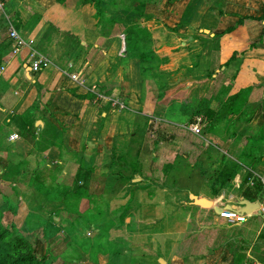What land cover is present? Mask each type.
Here are the masks:
<instances>
[{"label":"crops","instance_id":"1","mask_svg":"<svg viewBox=\"0 0 264 264\" xmlns=\"http://www.w3.org/2000/svg\"><path fill=\"white\" fill-rule=\"evenodd\" d=\"M5 1L27 45L17 51L0 22V158L22 159L16 173L42 186L73 189L87 172V191L63 201L100 209L79 210L87 227L62 258L238 264V251L244 264H264L254 255L264 247V0ZM41 57L50 64L35 71ZM241 92V112L221 118ZM122 160L138 166L124 185ZM245 200L262 210L244 223L217 211ZM84 212L107 225L92 230ZM180 218L186 228L171 230ZM188 237L196 250L182 253Z\"/></svg>","mask_w":264,"mask_h":264},{"label":"rangeland","instance_id":"2","mask_svg":"<svg viewBox=\"0 0 264 264\" xmlns=\"http://www.w3.org/2000/svg\"><path fill=\"white\" fill-rule=\"evenodd\" d=\"M257 37H260V35H257ZM257 42L258 40H256L255 43ZM203 129H206V127ZM258 146V143L255 142L250 144L251 149L254 151H256ZM21 160L22 159L16 160L15 158H0V219L5 225L11 227L14 226L16 227V229H19L24 234L30 236L29 238L31 242L37 246L38 253H40L39 256L47 257L44 264H69V262L66 261V259H63L61 255H63L66 248L70 247L71 243H74V241H76L80 237V229L85 228L88 223L87 220L83 221L82 224H79V221L77 222V215L80 214L79 210L81 209L82 211H85L89 209L92 211H100V209L98 207L89 206L87 204L80 208L78 206L79 200L75 198H73V200L77 204L68 206L67 203L63 201L66 195L64 194L60 186L55 187V185L52 186L51 184H48V186H42L40 184H37V182L35 181L36 175H32L34 177L33 178L30 173H16L15 169L17 167V161L19 166ZM31 167H33V165ZM51 182L52 180H50V183ZM158 193H160V191ZM85 202L86 201H84V203ZM115 208L119 209L118 206ZM174 208L175 207H172L171 209ZM224 209L233 210L234 207H228ZM239 209L242 208L240 207ZM117 211L119 212V210ZM123 212L124 211H120L119 213L123 214ZM83 214L84 217H86V215L88 214L90 219H94V221H90L91 223H89V227L92 230H94L97 225H99V227L101 228H105V226L107 225L106 221L102 223L100 219L96 218L97 212L93 214L84 212ZM70 215H74L75 219L73 220ZM187 222L188 220L180 218L176 223H173L174 226L173 224L170 225L173 226L171 227V230L176 231V229H178L177 231H181L182 229L186 228L185 225H187ZM134 223L136 222L134 221ZM120 224L121 226L126 225L124 222H121ZM131 228L137 229V223L136 225L131 223ZM124 230L125 232H128V230H126L125 228ZM101 231L102 232L100 233L103 234L104 230ZM102 234H95L91 241L94 243L97 242V237ZM123 235L124 236L120 237L123 239L126 237L127 240L129 239V234ZM190 238L191 237H188L189 240L182 243V253H191L196 250L192 243V240L190 241ZM162 241L165 240L162 239ZM244 242L249 243L246 241ZM260 242L264 244V237ZM99 243L101 245L103 244V247L104 245H107L106 240L101 237L99 238ZM250 243H253L252 238H250ZM86 245H88V243ZM130 245L132 246L133 244L131 243ZM236 245L238 246L239 243L237 242ZM134 248L133 250L135 252ZM48 249H52L53 252L57 255L49 257ZM85 251L88 252L86 249ZM2 252L3 248L0 249V256L3 255L1 254ZM263 253L264 247L262 248L258 246V248L256 249V254L254 253V255H258V257H260L261 259L264 257ZM162 256L164 257V255ZM234 256L235 260H238L240 262L238 264H244L245 258L242 259V256L244 257V255L241 252L237 251ZM96 258L97 253L91 252L88 260L92 259L94 261L96 260ZM248 263L252 264L251 261H248ZM80 264L87 263L85 261H82Z\"/></svg>","mask_w":264,"mask_h":264},{"label":"trees","instance_id":"3","mask_svg":"<svg viewBox=\"0 0 264 264\" xmlns=\"http://www.w3.org/2000/svg\"><path fill=\"white\" fill-rule=\"evenodd\" d=\"M62 1V0H61ZM87 2H96V0H86ZM99 6L100 3L97 2ZM246 92V91H245ZM245 92H241L240 94L236 95L231 99V102L227 104L224 108V112L221 118H226L228 116H236L242 110V103L246 101V94ZM123 170L120 173V185H124L128 180H130L134 173L130 172V170L135 171L136 164H128L126 160H122ZM121 164V165H122ZM233 166H229L226 168L218 177L217 185L223 186L225 185L232 176V172L234 171V164ZM82 169V167H81ZM232 169V171H230ZM87 172L81 171L79 177V183L77 184L76 188H67V186H60L63 190L67 199L68 195L73 192H77V195H81L82 192L87 191L85 189L87 180ZM85 182V183H82ZM119 190H112V194H117ZM215 191H217L215 189ZM2 216V215H1ZM30 236L24 234L19 229H16L14 226H7L1 221L0 219V249L3 248V254L0 256V264H44L47 257H40L37 251L36 245L31 242ZM264 237V235H263Z\"/></svg>","mask_w":264,"mask_h":264},{"label":"built area","instance_id":"4","mask_svg":"<svg viewBox=\"0 0 264 264\" xmlns=\"http://www.w3.org/2000/svg\"><path fill=\"white\" fill-rule=\"evenodd\" d=\"M5 2H6L5 0H0V22L7 21L9 25V29H10V38L14 40L15 49L19 51L20 49H22L24 46L27 45V41L22 37L19 31L14 27L9 17ZM49 64H50V61L47 58L41 57L40 59L36 60L32 64V67L35 71H39L43 67H48ZM73 78L76 79L77 76L74 75ZM99 98H103V96L99 95ZM191 130L196 134H201L202 132V128L199 125L192 126ZM220 215L233 222L244 223L248 220L250 214H243L237 209H233V210L222 209ZM256 264H259V263H256Z\"/></svg>","mask_w":264,"mask_h":264},{"label":"water","instance_id":"5","mask_svg":"<svg viewBox=\"0 0 264 264\" xmlns=\"http://www.w3.org/2000/svg\"><path fill=\"white\" fill-rule=\"evenodd\" d=\"M197 204L202 205L204 207H211L213 205V203L209 200H200V199H196ZM262 210V206L261 203L259 202H251L248 200L243 201L242 203V209L240 210L241 213L243 214H252L255 211H261ZM218 213H221L222 209H217ZM163 263H165V261H163Z\"/></svg>","mask_w":264,"mask_h":264}]
</instances>
